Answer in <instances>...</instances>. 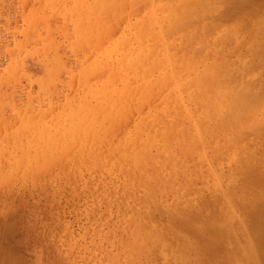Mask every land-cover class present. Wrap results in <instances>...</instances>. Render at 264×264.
<instances>
[{
  "label": "rangeland",
  "instance_id": "rangeland-1",
  "mask_svg": "<svg viewBox=\"0 0 264 264\" xmlns=\"http://www.w3.org/2000/svg\"><path fill=\"white\" fill-rule=\"evenodd\" d=\"M101 1L0 0V264H264V35L257 31L264 30V0H200L211 9L203 11L199 3L198 20L191 19L194 25H215L206 43L200 39V51L208 64L225 60L221 83L240 86L247 101L259 97L262 105L258 100L242 105L250 117L233 121L244 125H229L226 134L233 129L232 140L221 122L200 117L196 132L179 121L186 132L212 138L202 136L203 144L194 132L185 138L187 153L179 154L173 150L178 148L175 131L167 130L169 146L159 153L152 147L140 159L133 157L130 141L144 138L136 129L147 107L129 109L136 105L129 102L134 96H121L127 81L120 76V53L133 46L131 21L148 14L157 0L147 7L142 1L136 14L130 9L131 18L124 9L133 7L132 0ZM121 8L125 21L121 17L116 23ZM190 28L179 35L193 43ZM152 39L158 42L157 36ZM134 42L145 51L142 40ZM147 54L141 56L147 59ZM175 102L180 108L185 104L181 98ZM113 112L120 116L118 123ZM253 118L260 123L250 126ZM195 121L194 113L190 122ZM212 123L220 127L213 134ZM117 141L121 145L115 149ZM152 159L155 168H150ZM176 251H183V260Z\"/></svg>",
  "mask_w": 264,
  "mask_h": 264
},
{
  "label": "bare ground",
  "instance_id": "bare-ground-1",
  "mask_svg": "<svg viewBox=\"0 0 264 264\" xmlns=\"http://www.w3.org/2000/svg\"><path fill=\"white\" fill-rule=\"evenodd\" d=\"M101 1V0H100ZM116 1V0H114ZM118 1V0H117ZM144 3V7H147L148 5H150L151 3L149 1L151 0H132V3H130L131 5L130 6H133L132 8L136 11L133 12V9L132 8H123L128 15V13L130 12L129 10L131 9V13H134L136 14L137 13V6L139 3ZM228 1V0H227ZM251 1V0H250ZM249 1V2H250ZM257 1V0H255ZM102 2V1H101ZM100 2V3H101ZM108 2V1H107ZM122 2H124V0H122ZM127 2V1H126ZM125 2V3H126ZM214 2V1H213ZM106 3V1H105ZM117 3V2H116ZM123 4L124 7H126L125 5L126 4ZM201 3V7H203V11H209L211 9V6L207 5V3H204L203 1H200V0H193V1H189V0H157L156 3L152 4V8L150 9L149 13L148 14H142L139 18H135L133 19V21L135 23H132L131 21V26L133 24L134 26V38H133V46H132V43L130 45V51L127 52L125 50V52L127 54H121V57H120V76H121V79H124L125 81H127V83H124L122 85H125L123 88V91H120L121 96L124 94L125 97H126V94H130V96H134V98L132 99L133 101H129L131 103H134L136 105H133V104H129L131 106V108L127 107V109H132L134 110L133 108H135V111L139 112V110H142L143 108H146V115L143 114V116L145 115L143 121L141 120L140 122L138 121L137 123V129H136V132L138 135L140 136H143L144 138H142L141 140H138L136 137L130 141L131 142V148H130V151H132L133 153V157L135 156V159H140L142 154H144L145 156H147L149 154V151L152 147L155 148V152L159 153V150L163 147H165L166 145L169 146L170 144V134L167 132V130H174L175 132L173 133V136H176L177 137V142L175 141V144L174 146H178V148H174V146H172L174 149V152L176 150H179L180 152H178L179 154L180 153H187V150H188V146H187V136H190V135H194L196 132H198V130H200L199 128V124H198V121L197 119H199L200 117L201 118H206V122H209L208 120L210 121H213L214 120V123L215 124H221L219 125L220 127H225L227 126L226 131L224 129V133L226 134L227 132V129L229 127L230 124L233 125V121H238L237 119L239 118L240 121L241 120H244V115H247L248 113V110H245L244 107L242 105L246 104L247 107L250 106L248 105L247 103H250L252 101H255L257 102V100L259 99V97L257 98V100H253V99H249L247 101V98L245 96H243L241 93V89L239 88L240 86H233V85H226V83H221L222 82V79H220V76H221V73H223L222 71V68L224 67V61L225 60H221L220 62H211L210 64H208V62H206L203 57H202V52L200 51L201 49V42H200V39H204L205 40V43H206V36L207 34L209 33H212L213 30H214V26L215 25H208V23H204L202 22V26L197 24L194 25V20H191V19H197L198 20V17H199V14L201 13L199 8H198V4ZM210 3V2H209ZM258 3V2H257ZM256 3V4H257ZM118 4H120L118 2ZM222 4V3H221ZM261 4V3H260ZM102 5V4H100ZM114 5H117V4H114ZM122 5V6H123ZM127 5H129L127 3ZM143 5V4H142ZM106 6V5H105ZM108 7H110L108 4H107ZM106 6V7H107ZM246 6V5H245ZM102 8L104 7V5L101 6ZM115 7V6H114ZM117 8H118V5H117ZM116 8V9H117ZM253 8V7H252ZM108 9V8H107ZM115 9V8H114ZM243 9V8H241ZM104 10L105 7H104ZM122 10V8H121ZM108 11V10H107ZM110 11V10H109ZM116 11V10H115ZM119 11V9H118ZM117 12V11H116ZM136 12V13H135ZM237 12V11H236ZM240 12V11H239ZM101 13V12H100ZM129 14V15H132V14ZM244 13V12H243ZM108 14V13H107ZM106 14V16H107ZM110 14V13H109ZM108 14V15H109ZM115 14V13H114ZM123 13V10H122V13L120 12V15H119V19L117 18L118 17V14H117V17H115L114 21L117 19V22L118 23V20L121 19V17H123V19L121 20H124L125 21V17L126 16L125 14ZM140 14V12H139ZM137 14V15H139ZM122 15V16H121ZM128 15V16H129ZM236 15V14H235ZM243 16V15H242ZM132 16H129V18H131ZM212 17V16H211ZM210 17V18H211ZM106 18V17H105ZM110 18V17H108ZM128 18V19H129ZM111 19V18H110ZM127 19V18H126ZM212 19V18H211ZM108 20V19H107ZM112 20V19H111ZM120 20V21H121ZM165 20L166 21V24H162V21ZM191 20V21H190ZM229 20V19H228ZM232 20V19H230ZM227 21V20H226ZM237 21V20H236ZM114 22V23H115ZM123 22V21H122ZM126 23V22H125ZM160 24V26H159ZM262 25V27L264 26V24L261 22L260 23ZM101 25V24H100ZM164 25V26H163ZM128 26V24H127ZM130 26V27H131ZM159 26V27H158ZM190 26H194V28H190L191 31L193 32V43H191L189 39V37H184L186 38V41L184 40L183 36H180L179 33H181L183 31V29L186 30V27H190ZM258 26V24H257ZM256 26V27H257ZM228 27V26H227ZM235 27V26H234ZM248 27V26H247ZM259 27V26H258ZM55 29V28H54ZM127 29V28H125ZM231 29V28H230ZM235 29V28H233ZM259 30L257 31H260L261 33H263L264 35V30L263 28L261 29L260 27L258 28ZM129 30V29H127ZM225 30V29H224ZM227 30V29H226ZM225 30V31H226ZM229 30V29H228ZM263 30V31H261ZM130 31V30H129ZM189 31V29H188ZM224 31V32H225ZM231 31V30H230ZM229 31V32H230ZM255 31V32H257ZM220 33V32H219ZM223 34H226L223 33ZM220 33V35H223ZM230 36H231V32L229 33ZM228 34V35H229ZM245 34V33H244ZM133 35V34H132ZM131 35V36H132ZM227 35V34H226ZM237 35V34H236ZM240 35V34H239ZM242 35V33H241ZM157 36L158 37V42L154 39H152L153 37ZM192 36V35H191ZM219 36V34H218ZM217 36V37H218ZM127 37V35H126ZM138 37L140 39V41L142 40L143 41V44L142 46L144 47L145 51L141 52L139 49H136L134 46H137L138 43H135L134 40L135 38ZM216 37V39H217ZM244 37V35H243ZM242 37V38H243ZM129 38H131L129 36ZM239 38V37H238ZM222 39V37H221ZM215 40V39H214ZM240 40H243L240 38ZM257 40V39H256ZM261 40V39H260ZM259 40V41H260ZM216 41V40H215ZM221 42V41H220ZM262 42V41H260ZM258 43V41L256 42ZM200 44V46L198 45ZM204 44V43H203ZM250 44H252V42L250 41ZM255 44V43H254ZM205 45V44H204ZM132 46V47H131ZM215 46V44H214ZM250 47V45H248ZM252 46V45H251ZM256 46V45H254ZM118 47V46H117ZM156 47V48H155ZM236 47V46H234ZM253 47V46H252ZM257 47V46H256ZM127 48V49H128ZM208 48V47H207ZM259 49V48H258ZM1 50V49H0ZM208 50V49H207ZM217 50V49H216ZM230 49H228L229 51ZM116 51V50H115ZM220 51V50H218ZM226 51V50H225ZM258 51V50H257ZM120 52V51H119ZM147 54V59H144L141 54ZM230 52V51H229ZM245 52V51H244ZM207 55V53H206ZM208 56V55H207ZM256 56H259V55H256ZM261 56V55H260ZM259 56V57H260ZM117 57V56H116ZM210 57H213V56H210ZM115 58V57H114ZM117 59V58H115ZM249 59V58H248ZM253 60V59H252ZM262 60V59H261ZM117 61V60H116ZM259 61V60H258ZM246 62V61H245ZM244 62V63H245ZM249 62V60H248ZM255 62V61H254ZM261 62V61H260ZM247 63V62H246ZM259 63V62H258ZM201 64L202 67L199 68V65ZM248 64V63H247ZM250 64V63H249ZM248 64V65H249ZM247 65V66H248ZM262 65V64H261ZM239 67V66H238ZM245 66H241V68H243ZM253 67V66H252ZM237 68V66H236ZM246 68V67H245ZM248 68V67H247ZM263 68V69H262ZM261 69L264 70V67H262ZM260 69V70H261ZM259 70V72H260ZM261 70V71H262ZM258 72V71H257ZM262 73V72H261ZM184 74L186 75L185 76V79H184ZM245 74V73H244ZM264 75V73H263ZM263 77V76H262ZM260 77L261 79H264ZM229 78V77H228ZM244 78V77H243ZM252 78H255L257 79L255 76ZM233 79V78H232ZM260 80V79H259ZM238 81V79H237ZM244 80H242L243 82ZM247 82V80H245ZM250 82V81H249ZM239 83V82H238ZM244 83V82H243ZM262 83V82H261ZM121 84V83H120ZM119 84V85H120ZM245 84V83H244ZM249 84V83H248ZM247 84V85H248ZM257 84V82H256ZM250 85V84H249ZM121 86V85H120ZM262 86V85H261ZM259 87V86H258ZM117 88V87H115ZM260 89V88H259ZM108 90V89H107ZM109 92V91H107ZM122 90V89H121ZM179 90V91H177ZM256 90V89H255ZM115 91V89H114ZM253 91V90H252ZM118 92V90H117ZM126 94H125V93ZM262 92V91H261ZM114 95H117V93L115 94V92L113 93ZM259 94V92L257 93ZM112 95V94H111ZM110 95V96H111ZM113 95V96H114ZM109 97V96H108ZM128 97V96H127ZM107 98V97H105ZM120 98V97H119ZM130 98V97H129ZM176 98H181V100L183 102H185L183 108H180L178 105H176V102H175V99ZM256 98V97H255ZM254 98V99H255ZM104 99V98H102ZM109 99V98H108ZM112 99V97L110 98ZM109 99V100H110ZM261 99V100H260ZM259 100L262 101L264 99V97L262 96V98H260ZM105 100V99H104ZM113 100L116 101V99L113 98ZM258 100V101H259ZM126 99H125V104L126 105ZM259 101V103H260ZM264 101V100H263ZM104 101L101 100V103L100 105L103 103ZM114 102V101H113ZM123 102V100H122ZM121 102V104H122ZM263 103V102H261ZM260 103V104H261ZM108 104L107 102V99L105 101V104L106 105ZM103 105V106H104ZM111 105H115V103H111ZM117 105V103H116ZM123 105V106H124ZM128 105V106H129ZM262 105V104H261ZM103 106L101 105V107L103 108ZM108 106V105H106ZM119 106V105H118ZM114 107V106H113ZM111 107V109L113 108ZM133 107V108H132ZM246 107V106H245ZM107 108V107H105ZM115 108V107H114ZM121 108V107H120ZM119 108V109H120ZM259 108V106H258ZM104 109V108H103ZM118 109V111H120ZM249 109V108H248ZM105 110V109H104ZM110 109H108L109 111ZM123 110V108H122ZM131 110V111H132ZM253 110V109H252ZM115 111V109H114ZM131 111H129V113H131ZM255 111H258L256 109H254V112ZM261 110H259L260 112ZM104 112V111H103ZM107 111L105 110V113ZM112 112V111H111ZM117 112V111H116ZM122 112V111H120ZM253 112V111H252ZM114 113V112H113ZM119 113V112H118ZM145 113V112H144ZM195 113V116H196V121L193 122L191 124L190 122V117ZM108 114V115H107ZM107 114H104L105 118H106V115L109 116V113ZM116 115V113H114ZM121 115V114H120ZM130 115H133V114H130ZM138 115V114H137ZM258 115V114H257ZM113 116V114H112ZM127 116H129L127 114ZM127 116L125 115V117L127 118ZM142 116V115H141ZM248 116L250 117V115L248 114ZM111 117V116H110ZM110 117H107V118H110ZM119 119H120V116L118 115ZM117 115L115 116V119L118 118ZM103 118V117H101ZM128 118H131L130 116ZM127 118V119H128ZM148 118V119H147ZM232 118H236V119H232ZM114 119V118H113ZM123 119V117H122ZM175 119V120H173ZM230 119V120H229ZM254 119V120H253ZM252 120L249 119V121H251L250 123L253 124V125H250L249 124V121L248 122H244L245 124L248 123V125L250 126H256L260 123V119L258 120L253 118ZM117 120V119H116ZM126 120V119H124ZM228 120V121H227ZM179 121H187L188 123H186L188 126L187 127H190L189 130L192 131V129L194 128V131L193 134L188 131L186 132L185 129H183L180 125H179ZM240 121L238 123H240ZM253 121V123H252ZM257 121H259V123H257ZM263 121V119L261 120ZM116 122V121H115ZM114 122V123H115ZM119 121L117 120V123ZM228 122V123H227ZM255 122V123H254ZM183 123V122H182ZM237 122L234 123V124H238ZM209 124V123H208ZM241 125H244L242 123H240ZM201 125V123H200ZM210 125V124H209ZM208 125V126H209ZM213 125V123L211 124ZM239 125V126H241ZM115 126V125H114ZM220 127H218L217 125H213L210 129L211 131H213L212 129L214 128V131L217 130V128L220 129ZM233 128V127H232ZM235 128H238L237 126H235ZM246 128V125L244 126V129ZM262 128V127H260ZM259 128V130H260ZM143 129H146V130H149L150 133L147 135H145V132ZM180 129V132H178V130ZM258 128H256V131H257ZM223 131V129H221ZM233 129H230V132L231 135V140L233 138V135L232 132ZM237 131V129H235ZM243 130V129H242ZM206 131V130H205ZM214 131L212 132V134L214 133ZM221 131V132H222ZM235 131V132H236ZM261 131V130H260ZM201 131H199L200 133ZM241 132V130H240ZM258 132V131H257ZM262 132L264 133V131L262 130ZM197 134L198 136H201L199 138H197L195 136V138H197L198 141H200L202 139V136L204 135V133L201 135L200 134ZM208 133V132H206ZM217 133H219L217 131ZM223 133V134H224ZM228 133V134H229ZM238 132H236L237 134ZM247 133V131L245 132V134ZM255 133V132H254ZM228 134H226L225 136L228 137ZM242 134H244V132H242ZM253 134V133H252ZM256 134V133H255ZM209 135L211 138H212V135L210 134H207ZM206 135V136H207ZM218 134H215V136H217ZM241 135V133H240ZM239 135V136H240ZM251 135V134H250ZM256 135H259L256 134ZM206 136L203 138H206ZM219 136V135H218ZM225 136H224V141L222 143L221 141V144L222 145H225L224 143H226L225 141ZM238 135H236L237 137ZM247 136V135H246ZM249 136V135H248ZM117 137V135L115 136V138ZM221 137V135L219 136ZM229 137V138H230ZM242 137V136H241ZM257 137V136H256ZM255 137V138H256ZM119 138V136H118ZM160 138H163L165 139L164 142L161 141L162 143H159L158 142V139ZM168 138V140H167ZM186 138V140H185ZM194 138V137H193ZM209 137H207L208 139ZM209 138V139H211ZM215 139V137H213ZM254 138V139H255ZM263 138V137H262ZM250 139V137H249ZM247 139V140H249ZM193 140V139H192ZM240 140H244L243 138L242 139H239L237 141H240ZM251 140V139H250ZM257 140V139H255ZM119 141V139H118ZM117 141V142H118ZM191 141V140H190ZM189 141V142H190ZM194 141V140H193ZM196 141V140H195ZM202 141V140H201ZM204 141V139H203ZM202 141V142H203ZM234 141V140H233ZM236 141V142H237ZM259 141V139L257 140ZM261 141V140H260ZM129 142V143H130ZM192 142V141H191ZM229 142V139L228 141ZM243 142V141H242ZM240 142V144L242 143ZM249 142V141H247ZM252 142V141H251ZM250 142V143H251ZM119 143V142H118ZM127 143V141H126ZM126 143L123 144L126 145ZM200 143V142H199ZM199 143H196V145H198ZM230 143V142H229ZM191 144V143H190ZM195 144V142H193V145ZM204 144V142H203ZM234 144V143H233ZM253 144V142H252ZM120 145H121V142L119 143L118 146H115V149H118L120 148ZM129 145V144H128ZM129 145V146H130ZM192 145V147H193ZM195 145V146H196ZM219 145V144H218ZM237 145V143H236ZM243 145V143L241 144ZM122 146V147H123ZM231 146V144H230ZM244 146V145H243ZM261 146V145H260ZM117 147V148H116ZM121 147V148H122ZM125 147V146H124ZM220 147L222 146H218L216 145V148H218V151L220 150ZM228 147V144L226 146V148ZM242 147V146H241ZM250 147V146H249ZM248 147V148H249ZM259 147V146H258ZM113 148V147H111ZM180 148V149H179ZM215 148V149H216ZM237 148V147H236ZM243 148V147H242ZM245 148V147H244ZM153 149V148H152ZM222 149V148H221ZM230 150V148H227ZM239 149V147L237 148ZM120 150V149H119ZM123 150V149H122ZM154 150V149H153ZM191 150V149H190ZM217 150V149H216ZM226 150V149H225ZM244 150V149H243ZM242 150V151H243ZM260 150V149H259ZM118 151V150H117ZM172 151V150H170ZM227 151V150H226ZM240 151V150H239ZM239 151L238 154L236 152V156L238 155L239 156ZM245 151V150H244ZM257 151V150H256ZM49 152V151H48ZM61 152H63V150H61ZM107 152V151H106ZM115 152V150L113 151V153ZM169 152V150H168ZM200 152H203L204 153V150L203 151H200ZM220 152V151H219ZM221 152H223L221 150ZM220 152V153H221ZM228 152V151H227ZM44 153V152H43ZM93 153V152H92ZM173 154V152H171ZM230 153V152H228ZM176 153H174L175 155ZM201 155V153H199ZM205 154V153H204ZM245 154V153H244ZM35 155H37L35 153ZM106 155V154H105ZM171 155V154H170ZM185 155V154H184ZM229 155V154H228ZM38 156V155H37ZM41 156V155H40ZM123 156V155H121ZM172 156V155H171ZM178 156V155H177ZM203 156V155H201ZM205 156V155H204ZM231 156V159L233 158L232 155ZM94 157V156H93ZM185 157V156H184ZM220 157V156H219ZM251 157V156H250ZM171 159V157H169ZM180 158V157H179ZM183 158V157H182ZM201 158V157H200ZM209 158V157H208ZM230 159V157H227ZM241 158V157H240ZM247 158V157H246ZM123 160L125 158H122ZM128 157L126 156V159L127 160ZM169 159V160H170ZM203 159V158H202ZM206 159V158H204ZM235 159V158H234ZM241 159H244V158H241ZM264 159V158H263ZM262 159V160H263ZM154 160L155 159H152L151 160V166L150 168H155L156 166H154ZM176 160V159H175ZM182 160V159H181ZM238 160H239V157H238ZM249 160V159H247ZM205 161V160H204ZM230 161V160H229ZM232 161V160H231ZM250 161V160H249ZM247 161V162H249ZM95 162V161H94ZM175 162V161H174ZM246 162V161H245ZM246 162V163H247ZM256 163H258L257 161H255ZM97 163V162H96ZM107 163V162H106ZM117 163V162H116ZM124 163V162H123ZM122 163V164H123ZM230 163V162H229ZM234 163V162H233ZM237 163V161H236ZM239 164H240V161H239ZM238 164V166H239ZM245 164V163H243ZM251 164V163H250ZM249 164V165H250ZM118 165V164H117ZM203 165V164H202ZM99 166H102L100 165V162H99ZM178 166V165H177ZM237 167V165H235ZM242 166V164H241ZM247 166V165H246ZM251 166V165H250ZM253 166V165H252ZM124 167V166H123ZM233 167V166H232ZM255 167V166H254ZM149 168V167H148ZM178 168V167H177ZM242 168V167H241ZM229 169H230V166H229ZM233 169V168H232ZM235 170H238L234 167ZM244 169V168H243ZM242 169V171H243ZM169 170V169H168ZM184 170V169H183ZM173 171V170H172ZM169 172V171H168ZM234 172V171H233ZM236 172V171H235ZM177 174V172H175ZM230 173V172H229ZM239 173V172H238ZM226 174V173H225ZM232 174V173H231ZM230 174V175H231ZM237 174V172H236ZM219 175V174H217ZM216 175V176H217ZM223 175V174H221ZM229 175V174H228ZM227 175V176H228ZM229 175V176H230ZM171 176V175H170ZM226 176V177H227ZM218 177V176H217ZM221 177V176H220ZM224 177V176H223ZM233 177L237 178L236 176H234V173H233ZM152 178V177H151ZM190 178V177H189ZM188 178V179H189ZM191 180L193 178H190ZM223 179V178H222ZM233 179V178H232ZM231 179V180H232ZM229 180V179H228ZM196 181V180H195ZM216 181V180H215ZM221 181V179L219 180ZM187 183V182H186ZM193 183V182H192ZM229 183V182H228ZM174 185V184H173ZM218 185V184H217ZM216 185V186H217ZM178 186V185H177ZM189 186L186 184V187ZM215 186V184L213 185ZM179 187V186H178ZM203 187V186H201ZM210 187V186H209ZM184 189V188H183ZM193 189V188H191ZM211 189V187L209 188ZM172 189H170L171 191ZM184 190H187V189H184ZM264 191V190H263ZM262 191V192H263ZM189 192V191H188ZM183 193V192H182ZM196 193V192H195ZM261 193V192H260ZM264 193V192H263ZM262 193V194H263ZM184 195V194H183ZM190 195V194H189ZM186 196V195H185ZM208 196V195H207ZM162 197V196H160ZM188 197V196H187ZM195 198V197H194ZM186 199V198H185ZM184 199V200H185ZM190 199V198H189ZM178 200V199H177ZM182 199H179V201H181ZM173 201V199H172ZM177 201V203L179 202ZM197 200H195V203H196ZM175 202V201H174ZM187 202V201H185ZM198 202V201H197ZM176 203V202H175ZM182 203V201H181ZM194 203V204H195ZM174 204V203H173ZM186 204V203H184ZM184 204L182 207H184ZM197 204V203H196ZM178 205V204H177ZM188 205V203L186 204ZM185 205V206H186ZM193 205V204H192ZM168 206H171L170 204H168ZM176 206V205H174ZM190 206V204H189ZM188 206V208H189ZM178 207V206H177ZM174 208V207H172ZM176 208V207H175ZM231 212V211H230ZM227 214H229V212H227ZM226 214V215H227ZM231 215L229 216H232V213H230ZM137 218V217H136ZM143 218V217H142ZM229 218V217H228ZM225 219V218H224ZM228 220V219H226ZM141 222V221H140ZM221 222V221H220ZM224 221L221 222L224 223ZM226 223V222H225ZM138 224V222H137ZM201 224V223H200ZM131 225V224H130ZM142 225V224H141ZM199 225V223H198ZM224 225H221L220 227L223 228ZM226 227V224L224 226V228ZM214 229V228H213ZM237 229V228H236ZM225 230V229H224ZM234 230V229H233ZM239 230V229H238ZM229 230L225 231V232H228ZM241 231V230H240ZM133 232V231H132ZM135 232V231H134ZM238 232V231H237ZM139 233V232H138ZM150 233V232H149ZM222 233V232H221ZM241 233V232H240ZM148 235V234H147ZM157 237V236H156ZM160 237V235H158V238ZM188 237V236H187ZM186 237V238H187ZM139 238V237H138ZM133 239V238H132ZM188 239V238H187ZM193 240V238H191ZM145 240V239H144ZM157 240H160V239H157ZM256 240V239H255ZM129 241V240H128ZM127 241V242H128ZM156 241V240H155ZM165 242H167L166 240H164ZM191 241V240H190ZM147 242V241H146ZM189 242V241H188ZM190 243V242H189ZM132 244V243H131ZM168 244H169V241H168ZM193 244V243H192ZM121 245V244H120ZM190 245V244H189ZM150 246V245H149ZM186 247V246H185ZM178 251H176L177 253ZM183 253V251H182ZM181 253V254H182ZM124 254V253H123ZM126 254V253H125ZM129 254V253H128ZM180 252L177 253V255L179 257H181L180 255ZM185 254V253H184ZM183 254V255H184ZM264 254V253H263ZM176 255V256H177ZM182 255V256H183ZM188 255V254H187ZM194 255V254H193ZM125 256V255H124ZM173 256H175V253L173 254ZM190 256V255H189ZM197 256V254H196ZM194 257V256H193ZM192 256L190 258H193ZM175 258V257H174ZM183 257H181L180 259H182ZM187 258V257H186ZM125 259V258H124ZM135 259V258H134ZM176 259V258H175ZM184 259V258H183ZM182 259V260H183ZM189 259V257H188ZM192 260V259H191ZM174 261V259H173ZM185 261H187L185 259ZM190 261V260H188ZM264 261V260H263ZM176 262V260L174 261ZM182 262V261H181ZM256 262V261H255ZM138 263V262H137ZM264 263V262H263Z\"/></svg>",
  "mask_w": 264,
  "mask_h": 264
}]
</instances>
